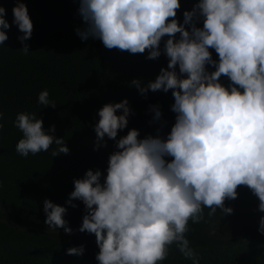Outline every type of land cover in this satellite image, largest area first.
<instances>
[{
  "label": "trees",
  "instance_id": "obj_1",
  "mask_svg": "<svg viewBox=\"0 0 264 264\" xmlns=\"http://www.w3.org/2000/svg\"><path fill=\"white\" fill-rule=\"evenodd\" d=\"M75 261L264 264V0H0V264Z\"/></svg>",
  "mask_w": 264,
  "mask_h": 264
},
{
  "label": "clouds",
  "instance_id": "obj_2",
  "mask_svg": "<svg viewBox=\"0 0 264 264\" xmlns=\"http://www.w3.org/2000/svg\"><path fill=\"white\" fill-rule=\"evenodd\" d=\"M78 261H81V262H83V259H80V260H78ZM75 263L77 264V262H76V261L74 262V264H75Z\"/></svg>",
  "mask_w": 264,
  "mask_h": 264
}]
</instances>
